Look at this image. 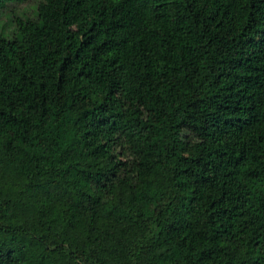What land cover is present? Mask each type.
Wrapping results in <instances>:
<instances>
[{"label": "trees", "instance_id": "obj_1", "mask_svg": "<svg viewBox=\"0 0 264 264\" xmlns=\"http://www.w3.org/2000/svg\"><path fill=\"white\" fill-rule=\"evenodd\" d=\"M36 12L0 31V264H264V0Z\"/></svg>", "mask_w": 264, "mask_h": 264}, {"label": "rangeland", "instance_id": "obj_2", "mask_svg": "<svg viewBox=\"0 0 264 264\" xmlns=\"http://www.w3.org/2000/svg\"><path fill=\"white\" fill-rule=\"evenodd\" d=\"M38 0H26L23 2L7 3L0 5V31L5 36L12 37V29L16 25V19L21 16L22 19L37 18L36 8Z\"/></svg>", "mask_w": 264, "mask_h": 264}]
</instances>
